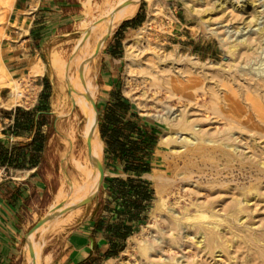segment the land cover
Returning a JSON list of instances; mask_svg holds the SVG:
<instances>
[{
	"label": "bare ground",
	"instance_id": "bare-ground-1",
	"mask_svg": "<svg viewBox=\"0 0 264 264\" xmlns=\"http://www.w3.org/2000/svg\"><path fill=\"white\" fill-rule=\"evenodd\" d=\"M145 1L152 13L139 27L142 32H146L152 19H155L153 16L157 4V0ZM110 2L106 0L107 9L101 10L94 22L82 23L87 31L79 53L69 60L62 58L56 51L50 53V66L55 70L62 87L69 90L71 101L79 106L83 117L82 127L78 132L85 147V155L80 159L72 154L76 140L72 129L64 141L70 153L69 162L79 176L70 180L68 189L63 182L57 187L46 215L50 219L45 221L39 231H60L72 224L83 213V207L78 203L92 194L96 177L100 174L98 136L93 128V113L96 119V111L92 107V101L96 90L91 80L86 78L90 71L88 59L104 44L113 28L132 18L138 8L137 6L135 10L136 0ZM183 3L188 12L199 15L200 21L208 26L207 34L218 41L224 54L223 60L228 63L226 67L222 66L223 63L219 67L226 73L221 71V75H217L215 88L197 86L200 79L196 69L202 66L200 61L196 57L182 56L177 48L167 58L186 60L189 67L178 70L173 67L163 68L166 74L162 76L160 72L162 78L157 75V70L155 73L146 70V73L151 75L155 85L164 80L171 86V94L176 95L179 100L185 99L202 107L209 119V127H200L202 124L199 119H190L191 113L186 110L185 100L186 104L179 112L166 106L161 111L148 110L146 113L168 126L161 133L158 146L168 149L172 154L185 156L190 161L200 158L203 162H210L214 169L210 168L208 173L200 171V176L209 175L208 178H211L208 179L209 190L197 179L194 181L196 187L185 188L184 194L180 188L171 190L172 202L169 201L170 198L160 194L159 199L155 200L150 220L128 238L130 245L124 252L128 251L134 263L139 264L133 249L137 242L140 255L146 259L145 264H264V218L261 217L264 216V0H210L206 5L205 0L204 3L203 0H183ZM83 6L89 10L90 0L83 1ZM96 28L99 29L96 36L97 47L90 42V33ZM144 41L147 48L152 46L147 37ZM136 48L142 52L145 45L143 48L139 47L132 38L124 41L126 70L129 74L137 71L138 63L135 66L133 56ZM32 69L35 73H43L44 62L41 60L40 63H35ZM2 71L7 73L3 66ZM243 72L251 76L248 81L238 79ZM126 83H129L128 79ZM1 84L2 87L12 88L13 101L26 97L23 88L15 84L14 80L4 79ZM199 88L202 90H198ZM199 97L204 100L198 105ZM219 123L225 129L219 131ZM235 133L237 135L231 138V134ZM89 136L91 139L87 147ZM235 138L249 149L250 155L246 156L237 150ZM236 169L241 177L234 174ZM182 172L177 173L183 174L180 176L181 181L187 183L192 180V174ZM148 177L154 181L161 179L158 174L153 173H149ZM239 178H249L248 184L237 182ZM163 180L169 185L175 181L168 177ZM257 217L258 225H255L254 218ZM54 222L57 228H54ZM129 247L131 250H128ZM182 248L191 252L190 260H181L183 253L173 255L172 252ZM27 250L31 264H36L41 244L28 241ZM163 252H169L170 255L164 257ZM113 260L108 259L104 264H110ZM43 261L49 264L51 256L46 255Z\"/></svg>",
	"mask_w": 264,
	"mask_h": 264
},
{
	"label": "rangeland",
	"instance_id": "rangeland-1",
	"mask_svg": "<svg viewBox=\"0 0 264 264\" xmlns=\"http://www.w3.org/2000/svg\"><path fill=\"white\" fill-rule=\"evenodd\" d=\"M83 1L85 0H0V83L4 79L14 80L15 84L17 83L21 89L23 88L22 91L26 95L24 99L17 102L13 101L12 88L2 87L1 84L0 112L8 111V107L10 106L28 107L33 103L34 97L38 93L37 85L39 84V79L35 80L37 73L33 71L32 67L35 63H40L42 60L44 62V72L46 73L51 89L49 99V120L51 121L52 134V142L51 145L45 149L42 164V188L35 187L33 184H30V182H23V178L25 181H33L28 176L27 172H9L7 174L0 170V214L4 213V215L11 218L13 221L11 222L12 224L0 221V243H5L7 246H10L12 251L10 257L5 260V264H31L30 254L27 250V239L35 228L33 243L36 241L41 244L40 256L36 264H45L43 261L44 255H55L63 246V235L61 233L63 229L60 231H51L49 229L39 231L37 228L40 229L45 223L34 228L32 227L40 219H47L46 215L49 212V205L53 201L57 187L63 182L65 183L64 186L66 189H68L67 187L70 180H72L73 177L79 176L69 162L70 153L67 143L64 141L72 129H74L76 137L72 154L80 159L85 155V147L78 132L82 127L83 122L79 106L71 101L69 90L66 87H62L60 79L57 77L55 70L49 63L50 53L52 51L58 52L61 57L66 60H69V58H72L79 53L83 37L87 31V28L84 27L82 23L94 22L97 15L105 10V8L107 9L106 0H90L91 7L89 10L83 6ZM112 1L113 0H109L110 3H114L116 0ZM192 1L195 2L196 0ZM209 2L210 0H205V5ZM137 6V11L144 17V20L140 25L142 26L150 16V13H152L151 7H148V3L145 0H136L135 10ZM202 6H204V4H202ZM34 7L38 9V14L36 16L38 18V24L36 25L34 21L30 22V18H32L31 12ZM155 7V15L153 16L155 19H152V22L149 24V27L151 28H149L150 30L147 29L146 32H142L139 29L140 26H138L125 29L121 34L123 52L120 63L118 89H120L121 92L128 97L131 103L136 106L140 115L161 123L156 119H152L146 112L148 110L153 112L156 110L161 111L166 106H169L172 111L175 110L176 112H179V109L183 108V105L186 104L187 101L185 99H181V101L176 95H172L171 86L169 87L164 80L159 82L160 84L157 83L158 85L153 84L152 77L150 74L146 73V70H152L154 73L157 70V75H160L162 78V76L166 74L165 71H163V68L173 67L174 70H178V68L185 69L186 67H189L186 60L176 61L167 58L169 57V54L174 52L177 48L176 50H178L182 56L187 55L188 57H196L200 61L202 66L197 67L196 69V72L199 73L198 77L200 79L197 86L202 88H211L212 86V88H215L217 87V75H221V71L226 73L223 69L221 70L219 67L220 64L223 63L222 66L226 67L225 65L228 63H225L223 60L225 59L224 54L219 48L218 41L207 34L208 26L200 21V17L197 13H190L187 11L183 0H157ZM23 8L28 10V12H25V16H29L27 25L24 22V14L19 15V10H23ZM214 25L216 26V24ZM119 26L120 23L113 28L108 36H106L107 39L116 32V29H118ZM97 32H99L98 28L90 33L91 45L93 44L92 46L96 47ZM140 34L144 36H140ZM145 37H147L152 44L149 48H147L146 42L144 41ZM129 38H132L133 41L135 40L137 45L141 48L145 45L146 49V51L144 49L142 52H139L138 48H136L135 52H133L135 58L134 64L138 63L140 65L137 64L136 66L135 64L137 71L133 74H129L126 70L127 61L124 52V41ZM33 44L39 49L41 54L40 57H38L35 51H33ZM99 49L100 47L88 59L90 71L86 75V78L91 80V83L94 84L96 90L92 101V107H94L93 103L98 101V98L101 95L97 90L96 77L99 78L98 71L103 64L105 56H102L101 54L97 55ZM43 55L46 58V62L42 58ZM164 57L166 60L163 61L162 59ZM2 66L7 73L2 71ZM140 68L145 70L141 71ZM160 72L162 73V76ZM250 78L251 76L247 75V72H243L238 79L244 82L246 79L248 81ZM127 79L129 80V83H126ZM162 82L165 85H162ZM202 88H199L198 90L201 91ZM200 91L199 93L201 94ZM203 100L204 99L199 97L198 105L199 103L202 104ZM185 107H187V111L189 110L188 113H191L190 119H199V123L202 124L200 127H209L207 124V120L209 119L205 116L202 107L199 108L196 104L189 102H187ZM161 124L164 127L162 132L166 131L168 126L163 123ZM217 126L219 131L225 129V126L221 123L217 124ZM93 128L98 136L97 140L99 146L97 152L99 154V162L102 161L104 163V155L102 156L103 143L102 141L100 142L101 139L99 137L94 113ZM236 135L237 133L231 134V138H234ZM234 142L238 145L237 150L239 152H243L246 156L250 155V152L248 151L249 149L245 148L244 144L241 145L242 142L238 141V138H235ZM157 151L158 160L151 173L158 174L161 179L154 181L150 178L154 189V197L151 206L148 209L147 219L144 223L150 220L149 218L155 200L159 199L160 194L164 197L170 198L169 201L172 202L173 196L170 194L171 190L176 191V189L180 188L179 190L184 194L186 192L184 190L185 188L192 189L196 187L194 181L197 179V181H201L202 185L206 186L209 190L210 182H208V179L210 180L211 178H208L210 177L209 175L200 176V173H202L200 171L208 173L210 168L214 169V166H212L210 162H203L200 158L190 161V159L185 156L170 153L168 149L158 146V143ZM218 153L219 152H217V154ZM182 171L184 174H192V180L187 183L181 181L180 176L183 174L177 175V173ZM234 174H236L237 177L242 176L237 169L234 170ZM7 175L12 177L10 178L11 181H16L18 183V186L16 185L17 187L11 186V182L7 183ZM245 176H248V174ZM98 177L97 188L92 191V193L95 194L94 199L101 189L98 185L101 175H97L96 181ZM167 177L175 180L172 185L166 184L163 180ZM236 181L248 184L249 178H239V181ZM93 194L90 193V196ZM9 195L12 201H15L17 207H13L9 204ZM192 195L194 196L193 193ZM181 203L184 204L183 201ZM86 207L87 205L83 206V212L86 211ZM261 217L264 218V216ZM258 220L259 217L254 218V222H256L255 225H258ZM6 224L9 226H6ZM53 225L54 228H57L55 222ZM142 225L137 231L142 229ZM129 245L130 242L127 241L125 249ZM133 249L138 263L145 264L146 259L143 255H140L141 253L138 250L137 242L134 243ZM124 250L122 254L110 264H135L133 259H131L129 252H124ZM128 250H131V248L129 247ZM172 253L173 255H182L183 253L181 260L185 261L190 260L192 255L191 252H187L185 248L178 251L175 250ZM169 255V252H163L164 257H168ZM128 259L130 260L127 261Z\"/></svg>",
	"mask_w": 264,
	"mask_h": 264
},
{
	"label": "trees",
	"instance_id": "trees-1",
	"mask_svg": "<svg viewBox=\"0 0 264 264\" xmlns=\"http://www.w3.org/2000/svg\"><path fill=\"white\" fill-rule=\"evenodd\" d=\"M143 20L140 12L134 18L124 20L113 36L116 44L121 46V34L127 27L140 26ZM42 58L46 62L44 55ZM50 92V84L44 77L43 89L39 93L36 105L28 109L16 106L14 110L6 112L13 115V122L4 129V134L25 137L34 131V137L25 144L9 145V141L0 140V167H4L7 174L9 168H29L37 163L42 166L47 140L51 135ZM97 107L99 108L98 105ZM44 125L45 132L42 131ZM163 129V126H158L139 115L136 106L120 92H114L107 109L99 112L98 133L105 145L103 151L105 169H109L110 166L118 167L127 176L105 178L104 188L109 204L104 203L103 190H100L95 198L94 212L107 208L113 212V216L119 219L124 216L136 224L133 229L130 225L121 224L122 222L109 224L113 234L120 235L124 240L118 243L119 250L125 247V238L133 230L137 231L139 225L147 219L154 189L151 182L142 175L151 171L150 160L154 157L152 152ZM6 180L7 183L11 182L9 177ZM122 226L123 230L120 228ZM5 258L6 255L1 248L0 264H5Z\"/></svg>",
	"mask_w": 264,
	"mask_h": 264
},
{
	"label": "crops",
	"instance_id": "crops-1",
	"mask_svg": "<svg viewBox=\"0 0 264 264\" xmlns=\"http://www.w3.org/2000/svg\"><path fill=\"white\" fill-rule=\"evenodd\" d=\"M32 10H33L31 12L32 18H30V22L34 21L36 25L38 24L37 23L38 18L36 17L38 14L37 13L38 9L34 7ZM19 11H20L19 15L24 14L23 16L25 17L24 22L27 25L29 16H25V12H28V10L23 8V10L20 9ZM137 13L138 11H136V14L132 18H134L137 15ZM121 23H120V26H121ZM120 26L118 27V29H116V32L120 29ZM128 28H134V27L129 26L126 29ZM114 34L109 39H107L106 37L104 44L101 45L99 51L97 52V55L101 54L102 56H105V59L103 60V64L101 65L98 71L99 78L96 77L97 90H98V93L101 94L98 98V101H95L96 107L97 105L99 106V108L97 107L98 122H99V112L100 111L103 112L105 109H107L108 105L111 102L112 94L114 92H120L121 95L126 97V95H124L121 92V90L118 89L119 88L118 78H119V73H120V66H121L120 63L122 59L123 49H121L122 45L119 46L118 44H116V41L113 37ZM33 47H34L33 51H35L36 55L40 57L41 54L39 52V49L35 46V44H33ZM44 77L47 80V76L44 71L43 73L36 74L35 80L39 79V84L37 85L38 93L35 95L33 103L30 104L28 107L23 106L24 108L28 109L37 104L38 99H39V93L43 89V78ZM15 107L16 106L8 107V111L14 110ZM6 112L7 111L0 112V140L2 142L9 141V145L13 143L25 144L26 142L30 141L34 137V131L30 135L25 136V137L6 135L3 133L4 129H6L13 122V115L7 114ZM138 114L140 115L139 112ZM142 117H145V116H142ZM145 119L152 123H155L158 126H163L161 123L148 119L147 117H145ZM98 122H97V126H98ZM45 129H46V126L44 125L42 131L45 132ZM163 130L160 131L158 138H157L156 145L152 152L154 157L151 158L150 160V164L152 166L151 171L148 173H144L142 175L143 178L149 181H150V177H148V174L153 171V169L155 168V164L158 160L157 143H158V139ZM101 141L102 140H100V142ZM51 142H52V134L49 136L47 140L46 147L50 146ZM102 143H101V147H102ZM104 146L105 145L103 143V151H104ZM100 155H101V150H100ZM103 155L104 153L102 154V156ZM103 165H104L105 174H104L102 183L100 185V188H101L100 190H103L102 197H103L104 203H108V201L106 200L107 191L104 188L105 178L116 177V176L125 178L127 175L123 173L121 169L118 167L115 168L114 166H110V168L106 170L104 163ZM0 170L6 173L4 167H0ZM41 170H42V166L40 163H37L29 168H9L10 173L11 172H27L28 176L33 181H25V179L23 178V182L25 183L30 182V184H33V186L39 187V188L43 187ZM8 177L12 178L11 176H6V178ZM98 180H99V177L96 181L94 190H96L97 188ZM16 185L18 186V183L16 181H11V186L17 187ZM8 201L10 205H12L13 207H17L15 201H12L10 195L8 197ZM86 205H87L86 211L83 212L79 217H77L72 224L66 226L61 231L63 235V246L61 249H59V251L56 252L55 255L51 254V261L49 264H104L108 259H116L122 254L125 247L122 250H119L118 243L120 244V242H122L123 239L122 237H120V235L116 236L115 234H113L112 228L109 227V224L111 225L112 223H115V222H119V223L122 222L121 224L130 225L132 229L135 227L136 224L134 222H130L127 218H124V216L123 218H120V219L117 218L116 216H113L112 215L113 212L108 210L107 208H104L100 212L95 213L94 212V209L96 206L95 199ZM0 221H5L9 224L13 222L12 219L4 215V213L0 214ZM141 225L142 224H140L139 227ZM6 226H9V225L6 224ZM120 228L121 230H123V226ZM37 229L39 230V228ZM34 231L28 237L27 242L34 241V235H35ZM135 232L136 230H133V232L125 238V246H126V242L128 241V238ZM114 243H116V245ZM1 248L3 249L4 255H6L5 260H7V258L10 257V254L12 252L10 249V246H7L5 243H0V249ZM45 256L46 255H44V257Z\"/></svg>",
	"mask_w": 264,
	"mask_h": 264
},
{
	"label": "water",
	"instance_id": "water-1",
	"mask_svg": "<svg viewBox=\"0 0 264 264\" xmlns=\"http://www.w3.org/2000/svg\"><path fill=\"white\" fill-rule=\"evenodd\" d=\"M93 106L95 108V111H96V124L98 122V111H97V107H96V104L95 102L93 103ZM90 139H91V136H89L87 138V147H89V144H90ZM99 170H100V174H101V177H100V181H99V186L101 185L102 183V180H103V177H104V174H105V170H104V165H103V162L100 161L99 162ZM95 197V194L89 196V197H86L85 199H83L82 201H80L78 204L81 205V206H84L86 204H88L89 202H91L93 200V198ZM50 218H47V219H40L38 222H36L32 228L36 227V226H39L41 225L42 223H44L45 221L49 220Z\"/></svg>",
	"mask_w": 264,
	"mask_h": 264
}]
</instances>
